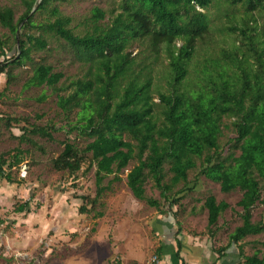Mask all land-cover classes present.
Returning a JSON list of instances; mask_svg holds the SVG:
<instances>
[{
    "label": "trees",
    "instance_id": "obj_1",
    "mask_svg": "<svg viewBox=\"0 0 264 264\" xmlns=\"http://www.w3.org/2000/svg\"><path fill=\"white\" fill-rule=\"evenodd\" d=\"M64 1L21 0L24 10L17 18L11 6L0 7V26L8 31L0 34V74L6 75L7 87L15 78L12 71L30 62L32 74L25 85H46L56 92L67 133L77 131L86 138L81 148L65 139L52 161L54 169L69 174L83 165L85 171L95 166V195L78 196L79 212L102 216L96 210L101 197L135 160L126 184L165 222L158 223L163 240L156 257L162 260L164 251H172L177 264H187L173 207L195 192L204 177L219 184L221 192H241V223L227 245L214 250L217 260L234 244L238 260L233 264H264V252L246 254L243 247L246 237L264 232V222L252 219L264 187V26L259 24L264 0H118L117 12L106 20V11L93 7L81 32L58 10ZM237 6L242 14L231 12ZM41 14L46 16L38 21ZM216 35L221 38L216 40ZM49 39L86 66L84 77L58 86L63 73L31 58L33 51L48 49ZM135 44L137 54L132 52ZM0 121L6 126L19 122L8 116ZM61 128L24 125L16 139L35 145L30 135L52 139ZM22 154L0 155L2 179L15 182L7 169L19 165ZM111 174L112 181L105 184ZM148 182L159 198L147 195ZM29 204L25 201L14 210L29 211ZM203 207L211 231L229 204L208 194Z\"/></svg>",
    "mask_w": 264,
    "mask_h": 264
},
{
    "label": "rangeland",
    "instance_id": "obj_2",
    "mask_svg": "<svg viewBox=\"0 0 264 264\" xmlns=\"http://www.w3.org/2000/svg\"><path fill=\"white\" fill-rule=\"evenodd\" d=\"M117 3L118 0H67L57 7L62 15L72 18L71 26L81 32L90 23L93 7L105 10L106 20L111 13L117 12ZM2 6H11L15 18L24 10L21 0H0ZM237 7L240 9L230 7L231 12L238 10L242 14V8ZM45 16L41 14L36 19L41 21ZM222 20L227 22L228 18L222 17ZM259 22L264 26V19ZM3 33L8 31L0 26V34ZM220 38L215 36L216 40ZM226 42L229 43V39ZM132 49L133 54H137L136 44ZM31 58L35 62L45 61L54 71L63 73L58 86L65 87L71 80L84 77L87 69L52 39H49L47 50L33 51ZM161 60L166 63L165 59ZM12 73L15 78L7 87L6 75L0 74V91L5 88L0 97V116L19 122L6 126L0 121V155L21 150L23 159L19 165L7 169L15 182L0 178V264H160L154 257L162 236L158 224L161 215L154 207L135 198L126 184V174L135 160L119 173V180L112 181V174L104 180L105 184L112 182L101 197V204L96 206L97 211L103 212L102 216L95 217L94 211L79 212L82 200L78 196L92 198L95 195V166L85 171L86 165H83L75 174H69L54 169L52 161L63 149L65 139L75 141L80 148L87 140L77 131L67 133V119L57 105L56 92L46 85H25L32 74L30 62L15 68ZM69 119L73 120L74 116ZM30 124H54L62 128L52 133V139L30 135L35 145L19 143L16 136L21 133V127ZM227 134L233 135L231 131ZM228 136L222 138L225 148ZM146 193L159 198L158 190L151 182L146 184ZM208 194L229 204L211 231L207 226V210L203 207ZM240 196L239 190L221 192L219 184L201 177L196 191L181 200L180 206L173 207L178 210L175 216L180 227L178 237L184 244L183 251L189 249V259L192 250H196L200 264H213L214 260L216 264H233L238 260L234 244L221 260H217L214 250L227 245L229 234L241 223V208L237 206ZM28 200L29 211L14 210ZM252 219L264 222V187L261 201L252 209ZM173 230H176L175 223ZM171 242L174 244V240ZM243 244L246 254L255 249L264 252V232L246 237Z\"/></svg>",
    "mask_w": 264,
    "mask_h": 264
},
{
    "label": "crops",
    "instance_id": "obj_3",
    "mask_svg": "<svg viewBox=\"0 0 264 264\" xmlns=\"http://www.w3.org/2000/svg\"><path fill=\"white\" fill-rule=\"evenodd\" d=\"M160 223L165 224V222H161V220H160ZM162 240H163V237L161 236L159 242ZM192 252L193 253H191V256H192L191 259H189L190 254H188L189 249L188 250L186 249V251L182 252V255H183L185 261L187 262V264H200L201 260H199L198 259L199 256L196 255V254H198V252H196V250H192ZM172 255H173L172 251H164L163 258H162V260H160V264H177V262L173 259ZM195 259L198 261H195ZM201 264H203V263H201Z\"/></svg>",
    "mask_w": 264,
    "mask_h": 264
},
{
    "label": "built area",
    "instance_id": "obj_4",
    "mask_svg": "<svg viewBox=\"0 0 264 264\" xmlns=\"http://www.w3.org/2000/svg\"><path fill=\"white\" fill-rule=\"evenodd\" d=\"M157 258L156 256L154 257V259Z\"/></svg>",
    "mask_w": 264,
    "mask_h": 264
}]
</instances>
